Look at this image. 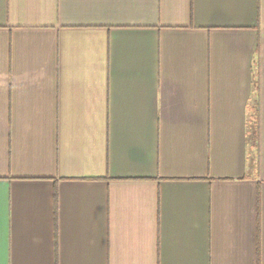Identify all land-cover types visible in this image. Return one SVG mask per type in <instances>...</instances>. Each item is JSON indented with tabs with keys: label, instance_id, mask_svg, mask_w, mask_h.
Returning <instances> with one entry per match:
<instances>
[{
	"label": "crops",
	"instance_id": "obj_1",
	"mask_svg": "<svg viewBox=\"0 0 264 264\" xmlns=\"http://www.w3.org/2000/svg\"><path fill=\"white\" fill-rule=\"evenodd\" d=\"M0 264H264V0H0Z\"/></svg>",
	"mask_w": 264,
	"mask_h": 264
}]
</instances>
